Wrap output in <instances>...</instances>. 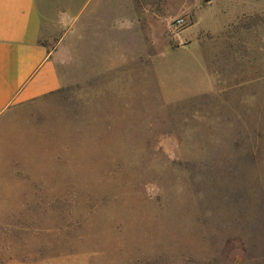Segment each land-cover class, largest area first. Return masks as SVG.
<instances>
[{"label": "rangeland", "instance_id": "1", "mask_svg": "<svg viewBox=\"0 0 264 264\" xmlns=\"http://www.w3.org/2000/svg\"><path fill=\"white\" fill-rule=\"evenodd\" d=\"M36 2L61 86L0 113V264H264V0Z\"/></svg>", "mask_w": 264, "mask_h": 264}, {"label": "crops", "instance_id": "2", "mask_svg": "<svg viewBox=\"0 0 264 264\" xmlns=\"http://www.w3.org/2000/svg\"><path fill=\"white\" fill-rule=\"evenodd\" d=\"M38 7L36 0H0V113L61 86Z\"/></svg>", "mask_w": 264, "mask_h": 264}, {"label": "built area", "instance_id": "3", "mask_svg": "<svg viewBox=\"0 0 264 264\" xmlns=\"http://www.w3.org/2000/svg\"><path fill=\"white\" fill-rule=\"evenodd\" d=\"M180 20H177V22H179Z\"/></svg>", "mask_w": 264, "mask_h": 264}]
</instances>
